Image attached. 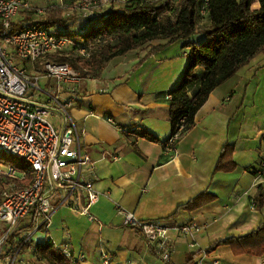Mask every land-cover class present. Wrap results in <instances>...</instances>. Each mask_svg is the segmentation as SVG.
<instances>
[{"label":"crops","instance_id":"1","mask_svg":"<svg viewBox=\"0 0 264 264\" xmlns=\"http://www.w3.org/2000/svg\"><path fill=\"white\" fill-rule=\"evenodd\" d=\"M29 1L36 6L48 2L46 6L67 7L71 0ZM252 7L258 9V1ZM142 59L140 51L128 53L108 64L105 71L111 72L110 77L83 79L70 115L81 148L94 163L99 193L92 209L95 221L62 208L48 228L39 231L42 235L34 239L35 246L46 239L55 246L68 243L75 260L83 257L78 264H101V249L110 253L111 264H189L197 251L205 253L195 258L202 264H261L264 253L240 254L230 245L213 246L264 226V176L253 173H258L264 161V92H259L258 83L254 86L264 78V54L212 91L195 115L194 127L176 142L172 152L167 150L171 128L166 96L180 81L187 59L176 79L160 84L153 80L156 67L139 64ZM55 117L59 123L55 127L61 131L63 125ZM146 133L158 141L146 140ZM225 145L232 148L234 167L226 161V169L216 170ZM20 166L27 171V166ZM24 173L25 177L18 176L27 184L31 175ZM192 200H196L194 204L183 208ZM119 208L138 220L159 222L171 229L194 221L203 231L192 237L170 231L173 250L165 263L142 234L123 225ZM35 252L23 256L45 264L36 260Z\"/></svg>","mask_w":264,"mask_h":264},{"label":"built area","instance_id":"2","mask_svg":"<svg viewBox=\"0 0 264 264\" xmlns=\"http://www.w3.org/2000/svg\"><path fill=\"white\" fill-rule=\"evenodd\" d=\"M110 1L83 3L99 8ZM30 9L29 0H0V152L26 163L31 175L30 181L23 184L18 175L25 177L26 170L0 164V264H35L23 254L37 250L34 236L48 228L54 214L66 208L74 215L95 221L92 209L99 200L94 163L82 150L78 128L70 115L83 77L69 64L42 62L69 48H75L80 58L88 59L90 50L76 46L68 37L45 26L32 24L13 30L16 17ZM204 14L202 10L201 15ZM21 62H26L31 70L20 66ZM55 115L63 125L61 131L51 122ZM107 122L115 125L112 118H107ZM181 137L178 132L168 140L169 152ZM258 170V176H264L263 160ZM117 213L122 216L123 225L142 234L158 259L165 263L170 261L173 250L170 231L190 237L203 231L194 221L171 229L159 222L138 220L120 208ZM32 222L33 228L20 231ZM47 242L72 264L83 260L72 257L68 243L55 246L46 239L42 246ZM194 246L192 243L191 247ZM100 253L101 264L112 263L106 249ZM197 254L200 257L205 253L197 251Z\"/></svg>","mask_w":264,"mask_h":264},{"label":"trees","instance_id":"3","mask_svg":"<svg viewBox=\"0 0 264 264\" xmlns=\"http://www.w3.org/2000/svg\"><path fill=\"white\" fill-rule=\"evenodd\" d=\"M172 1L177 0H129L121 9L110 8L97 18H85L88 26L85 32L75 28L76 14L63 17L58 15L55 6H49L42 18L29 14L26 19L14 22L13 30L32 24L50 29L58 27V34L90 50V59L81 61L75 48H71L72 54L64 52L47 58L55 63L69 64L83 73V79L101 78L113 59L128 53L148 48L146 57L155 53V42H179L185 50L187 63L180 81L168 93L169 123L170 138L178 132L184 136L194 127L195 115L212 91L254 57L264 54V0H256L258 9L252 7L255 0H178L176 8ZM202 10L204 15H201ZM31 13L36 14V11ZM199 21L205 24L198 26ZM143 137L151 142L158 141L152 134L146 133ZM231 153L232 148L225 145L216 170L226 169V161L234 167ZM10 164L20 168L22 162ZM253 173L257 175L256 170ZM261 198L260 192L259 205L263 203ZM195 201L183 208L187 209ZM33 224L20 231L33 228ZM221 245H230L236 253L260 256L264 253V226L242 238L218 242L213 248ZM35 253L36 260L45 264H72L50 242L39 245ZM199 255L196 253L189 264H195Z\"/></svg>","mask_w":264,"mask_h":264},{"label":"rangeland","instance_id":"4","mask_svg":"<svg viewBox=\"0 0 264 264\" xmlns=\"http://www.w3.org/2000/svg\"><path fill=\"white\" fill-rule=\"evenodd\" d=\"M84 0H71L68 2L67 7L65 5V7L63 6H55L59 11L58 15L63 16V17H69L73 14H76L75 16H77V21L75 23V26H78L77 28L82 29L83 26H85L86 21L84 22V19L87 18L86 16H93V18H97L101 15H104L110 8H115V9H121L124 7L125 3L128 2L129 0H111L110 3L104 7H99V8H93V7H86L85 4L83 3ZM90 1V0H89ZM95 1V0H92ZM150 1V0H149ZM31 9L30 11H24L21 12L16 19L14 20V22H18L19 20H24L26 19L29 14L34 15V17H39L42 18L45 15L46 12V8L49 7L48 5L46 6V3H42L40 5H34L31 1ZM178 3L177 1H172V4L174 5V8H176ZM101 9V10H100ZM31 11L35 12V13H31ZM79 17V18H78ZM205 24V22H200L198 23V26H201ZM58 27H53L51 28V30L55 31L58 30ZM154 47H157L153 54L149 55L146 57V54L148 53V51L150 50V48L145 49L140 51L141 53V58H145L144 62H142L143 64L145 63V67L149 66V67H156L155 69V77H154V81L156 82V84H160V82H164L166 79H176L175 77H178L181 73V71L183 70V66H184V62L186 63V58L183 56V53L185 52L182 48L179 42H175V43H167V42H163V41H158L155 42ZM64 53V52H63ZM66 54H72L73 52L71 51V48L67 49L65 51ZM135 55V53H134ZM133 55V56H134ZM81 61H87L90 59V57L88 59H81L79 58ZM47 61H52L51 58H45L44 60H42V62H47ZM20 66L24 67H29L28 64H26V62H21L19 64ZM39 66V65H38ZM186 67V66H185ZM28 69V68H27ZM29 71V70H28ZM79 71V70H77ZM104 71L103 74H105L104 78L110 77L111 72H106ZM29 73H31L29 71ZM79 73L81 74V76L83 77V73L79 71ZM183 75V74H182ZM91 79V78H88ZM93 80V79H91ZM258 83L259 85V92H264V78H262L261 80L256 81L254 83L255 84ZM40 86L43 87V81L40 82ZM51 122L54 125V127L58 126V118H51ZM55 127V128H56ZM0 162L1 163H5V164H10V163H20L19 159L16 158H12L11 156L1 152L0 153ZM24 167L27 166L26 163H22L20 164ZM42 233L41 232H37L34 236V239L36 241V239L41 238Z\"/></svg>","mask_w":264,"mask_h":264}]
</instances>
